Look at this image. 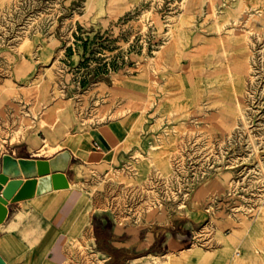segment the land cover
<instances>
[{"label":"rangeland","instance_id":"374dc122","mask_svg":"<svg viewBox=\"0 0 264 264\" xmlns=\"http://www.w3.org/2000/svg\"><path fill=\"white\" fill-rule=\"evenodd\" d=\"M65 115L77 130L135 121L125 163L84 169L75 192L91 213L160 223L213 182L194 246L251 236L264 214V0H0V138ZM70 253L103 261L87 236Z\"/></svg>","mask_w":264,"mask_h":264},{"label":"crops","instance_id":"0c3cea01","mask_svg":"<svg viewBox=\"0 0 264 264\" xmlns=\"http://www.w3.org/2000/svg\"><path fill=\"white\" fill-rule=\"evenodd\" d=\"M134 122L133 117L117 118L77 130L65 115L54 124L35 121L12 141L10 135L0 138V173L6 154L51 162L66 153V165H58L51 173L62 172L69 184L65 189L7 201L6 216L0 223V259L4 264H84L70 253L71 241L83 236L92 238L101 264H264V255L256 256L250 240L263 233L264 214L251 236L241 238L239 230L220 235V246L211 252L194 246L195 232L207 218L204 194L215 189L213 182L198 188L182 213L150 225H125L106 213H91L80 202L75 190L84 169L114 168L129 159L138 141ZM0 123L4 126L1 117ZM40 178L36 175L32 179ZM28 180L21 174L15 179L8 177L6 184Z\"/></svg>","mask_w":264,"mask_h":264},{"label":"water","instance_id":"95a60500","mask_svg":"<svg viewBox=\"0 0 264 264\" xmlns=\"http://www.w3.org/2000/svg\"><path fill=\"white\" fill-rule=\"evenodd\" d=\"M67 157L68 155L64 153L49 162L46 160L16 159L8 154L3 155L0 173V191L2 190V185L6 184L8 177L15 179L22 174L29 180L25 183L10 181L6 184L2 197H0V223L6 216L4 206L8 200L14 202L34 195H40L51 189L68 188L67 178L62 172L51 173V169H56L58 165L64 167L67 163ZM36 175H39L41 178L38 180L32 179ZM0 264H4L1 259Z\"/></svg>","mask_w":264,"mask_h":264},{"label":"built area","instance_id":"2783aa9c","mask_svg":"<svg viewBox=\"0 0 264 264\" xmlns=\"http://www.w3.org/2000/svg\"><path fill=\"white\" fill-rule=\"evenodd\" d=\"M94 147H97V144L96 143H94Z\"/></svg>","mask_w":264,"mask_h":264}]
</instances>
